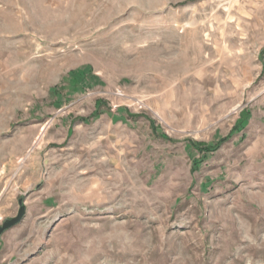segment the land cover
Instances as JSON below:
<instances>
[{
    "label": "rangeland",
    "instance_id": "1",
    "mask_svg": "<svg viewBox=\"0 0 264 264\" xmlns=\"http://www.w3.org/2000/svg\"><path fill=\"white\" fill-rule=\"evenodd\" d=\"M263 48L264 0H0V264H264Z\"/></svg>",
    "mask_w": 264,
    "mask_h": 264
},
{
    "label": "water",
    "instance_id": "2",
    "mask_svg": "<svg viewBox=\"0 0 264 264\" xmlns=\"http://www.w3.org/2000/svg\"><path fill=\"white\" fill-rule=\"evenodd\" d=\"M26 205H25V196H22L19 199V209H18V213L17 215L13 216L12 218L6 219L1 225H0V237L1 235L12 229L13 226L18 225L19 223H21L24 218L27 215V211H26Z\"/></svg>",
    "mask_w": 264,
    "mask_h": 264
},
{
    "label": "trees",
    "instance_id": "3",
    "mask_svg": "<svg viewBox=\"0 0 264 264\" xmlns=\"http://www.w3.org/2000/svg\"><path fill=\"white\" fill-rule=\"evenodd\" d=\"M192 1V0H191ZM264 49V48H263ZM236 131H238V130H236ZM226 139H222L220 142H219V144H221L223 141H225ZM191 145H192V147L193 148H195V149H199V150H201V151H203V150H208V149H211V146L210 145H204V144H202V143H200V142H191L190 143Z\"/></svg>",
    "mask_w": 264,
    "mask_h": 264
}]
</instances>
